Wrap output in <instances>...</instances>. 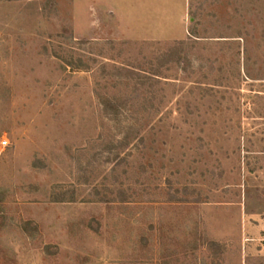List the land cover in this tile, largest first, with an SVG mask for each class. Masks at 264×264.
<instances>
[{
    "label": "rangeland",
    "instance_id": "rangeland-1",
    "mask_svg": "<svg viewBox=\"0 0 264 264\" xmlns=\"http://www.w3.org/2000/svg\"><path fill=\"white\" fill-rule=\"evenodd\" d=\"M0 264H264V0H0Z\"/></svg>",
    "mask_w": 264,
    "mask_h": 264
},
{
    "label": "built area",
    "instance_id": "built-area-1",
    "mask_svg": "<svg viewBox=\"0 0 264 264\" xmlns=\"http://www.w3.org/2000/svg\"><path fill=\"white\" fill-rule=\"evenodd\" d=\"M5 144V143H4Z\"/></svg>",
    "mask_w": 264,
    "mask_h": 264
}]
</instances>
